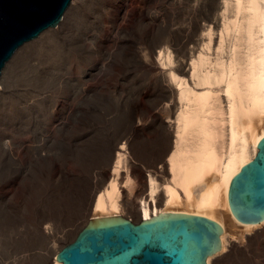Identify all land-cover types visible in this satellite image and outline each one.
Listing matches in <instances>:
<instances>
[{
    "label": "bare ground",
    "instance_id": "obj_1",
    "mask_svg": "<svg viewBox=\"0 0 264 264\" xmlns=\"http://www.w3.org/2000/svg\"><path fill=\"white\" fill-rule=\"evenodd\" d=\"M82 1L72 0L57 27L47 29L37 41L19 48L3 70L0 105L7 109L5 100L11 93L22 100L14 104V124L20 132H30L34 141V128L43 114L39 104H48L64 90L68 96L84 92L86 99L83 111L68 112V106L66 112L67 121L80 117L75 124L77 130L71 133L72 128L68 129L66 155L76 168V178L66 188L68 196H62L56 188L58 196L54 191L49 193L48 162L39 161L43 155L37 145L29 142L20 156L4 142L6 163L0 168V176L27 178L21 182V197L12 202V207L25 221L38 226L39 235L45 239L44 252L39 254L50 259L49 264H58L55 256L59 249L73 242L89 222L127 219L137 223L173 215H199L219 225L222 238L218 252L207 258V264H217L227 252L240 248L252 235L259 237L264 230V219L243 224L233 214L228 198L232 179L254 159L264 137V0H217L216 20L209 15L205 17L207 21L200 15L194 19L191 16L190 28L168 25L154 13L151 17L157 22L159 35L133 41H122L126 38L122 36L116 42L122 84L111 82L97 95L92 94L91 84L86 82L93 76L92 69L83 73L94 47L82 43L86 37L79 30ZM192 1L187 0L188 4ZM208 4L205 1V6ZM109 24L113 26L112 21ZM89 39L93 43L97 40L95 36ZM154 55L161 66L168 68L156 80L148 79L145 71ZM110 56L104 57V62ZM11 61L14 65L9 78L3 81ZM104 67L109 68L108 64ZM150 87L155 89L156 96L146 99L153 118L148 124L147 115L138 107L141 95ZM11 112L6 114L10 116ZM140 125L157 132L158 150L134 152L139 162L155 166L147 171L145 180L142 178L143 186L136 193L138 184L135 186L129 176L132 163L123 151L130 141L139 149L148 143V137L139 138L143 129L137 128ZM156 165H160V171ZM5 190L0 187L2 194L7 193ZM81 191L84 196L91 194L88 204L87 196H79ZM71 217L75 218L72 226H84L79 232L67 227L54 231L50 227L64 226ZM11 235L7 251L0 248V264H25L29 255L38 254L18 251L17 235ZM65 238H70L69 243Z\"/></svg>",
    "mask_w": 264,
    "mask_h": 264
},
{
    "label": "rangeland",
    "instance_id": "obj_2",
    "mask_svg": "<svg viewBox=\"0 0 264 264\" xmlns=\"http://www.w3.org/2000/svg\"><path fill=\"white\" fill-rule=\"evenodd\" d=\"M141 1L142 0L140 1L139 0H83L82 1L83 3L81 5L82 8H81V19L79 20L80 21L79 30L83 31L86 35V37L83 39L84 41L82 40V43H84L86 46L89 45L90 47H94L93 51L95 53V54L93 53L92 55L88 56V59L86 61L87 64L83 66V73L90 72V70L92 69L93 76L87 78L86 82L88 85L91 84L90 86L92 87L94 91V92L92 91L93 95H97L99 92L101 93L102 90H104V88L107 87L108 84L110 85L111 82L122 84V82H120L121 74L119 73V67H120L119 59L117 58V50L119 49V44L117 43H119V40H121L120 38H122V36H126L125 39L122 38V41L123 40L133 41L138 38L139 39L149 38V37L152 38L153 34H154V37L155 36L157 37V35H159V32L157 30L158 29L157 22L154 20V18L151 17V15L154 16V13L156 14L155 16H159L161 18L159 19L163 22H166V24L168 25H175V26L182 25V26H187L189 28H190L189 19L191 18V16L194 19L196 16L200 15L202 19H205V21H207V18L205 17L209 15L211 18L216 20V16H217L216 13L218 12L216 10L217 3L218 1L221 2V0H218V1L217 0H208V1L204 0V2L203 0H194L195 2L192 1L190 4H188L189 2H187V0L185 1L184 0H149V2L148 0H145L142 2ZM200 1H202L203 3V4H200L201 6L199 5ZM205 1H206V4L209 3L206 6H205ZM141 3H143L144 5H142ZM149 4L151 7L148 6ZM141 5L142 7H140ZM189 5H191V8ZM135 7H137L138 9L137 8L135 9ZM199 9L201 10L199 11ZM137 12L138 14H136ZM173 16H177V18ZM136 17L140 19H137ZM176 20L178 22H176ZM110 21H112L113 26L109 24ZM202 24H205V22H202ZM91 36H95V38L97 39L94 41L95 43H93V41L89 39ZM106 56H110V57L107 60V62H104L103 59ZM157 57L158 56L154 55L152 57L151 62H149V65L145 69L146 73L148 72L149 74L147 75L148 79L152 78L153 80H156L157 76L166 74L168 72V68L161 66ZM105 64H108V67H109L107 68L108 71L104 67ZM13 65L14 63L11 61V63L8 65V67L6 68L3 74V78H2L3 81L9 78L10 69L13 67ZM189 68L190 67L187 66L186 70L189 71ZM148 89H146L144 91L145 93L141 95L142 99H144L145 97L144 99L145 102L142 99H140L138 110L143 111V113L147 115V118L145 116V119H146L145 121L149 124L152 122L153 118H152V113H151L152 111L148 106L149 101H146V99L150 100L151 98H154L156 96V93L153 87H150ZM63 92L57 93L59 97H57L51 102H48V104L45 103L44 106L43 104H39L40 106L39 108L40 110L42 109L43 114H42V117L39 118L40 120H38L40 122H37L38 123L37 127L34 128L36 130L35 139H37V141H34V136L30 132H20L19 129L17 128V125L14 124V121H16V115L13 112L14 111L13 107L16 102L20 103L22 102V100L18 99V97L14 93H11L10 95L8 94L7 99L5 100V102L8 104L7 109L5 108V105L4 107L3 105H0V168H2L6 163L5 161L6 157L4 153L5 150L2 147L4 142H7L8 145L12 148V150L17 152L20 156H22V154L24 153V150H26L25 147L27 146V144L31 142L40 148L39 152L43 155L42 158H39V161L40 162L42 161L41 163H45V164L48 162L46 165V168L49 167L47 168V174H48L47 180L49 179L50 184L48 185L50 186H47V187H48L49 193L50 192L52 193L54 191L53 193H55L56 196L59 195L60 190H61L62 196L64 195L63 193H66V192L68 193V190L66 188L72 185L73 183L72 178H76V177H73V171L74 169L76 170L75 163L74 161L67 158L66 144H67L68 137H69L68 135L70 134V132L73 133L75 130H77L78 126L77 127L75 126L78 125L80 117H75L67 121L66 112L69 109L68 106H70V110L68 112H70L71 110L72 112L75 110L83 111L86 108V103H85L86 99H85L84 92H76V93H73L71 96L70 95L68 96L67 94H65L66 93L65 90ZM146 105L148 107H146ZM7 110L8 112L12 111L11 112L12 114L10 116L7 115L8 114ZM4 121L6 123H4ZM66 122H67V125L69 124L68 126L65 124ZM63 123L65 127L62 126ZM3 124H5L6 126ZM63 127L65 129L67 128L66 129L67 132L65 131ZM69 127L72 129L70 130ZM137 128H139V130L143 128L141 130L142 132L140 131L139 133L140 135L139 134L138 135L140 136L139 137L140 139L144 136V139L146 140L148 137V139L146 140L148 141V143L144 144L143 146L142 144H138L140 145V147L142 146L143 148V149L141 148L139 149V146H135L136 148L132 146L133 145L132 141H130V143L127 142L126 148L123 151V153L128 157V159L131 160L129 161L132 163V164L130 163L131 165L129 167L130 168L129 176L132 179L133 183H135V186H137L138 184L137 189L138 188L139 189L136 190V193L143 186L142 185L143 181L147 178V177L145 178L144 176L148 175L147 171L154 170L152 168H154L155 166L153 167L148 162H143V163L139 162L135 153H137V151H141V150L144 151L147 149L149 151L151 149L152 151L158 150L157 148L158 146L156 145V142H157L156 140L158 138L157 132H155V130L153 129L150 130V128L145 129L146 127L144 128L141 125L137 126ZM68 129L70 130V132H68L69 131ZM152 131L153 133H155L154 135L153 133L151 134ZM65 133H67L66 136H65ZM145 135H146V138H145ZM150 138H153V139H150ZM85 146L86 145H84L83 147ZM118 147L121 148L122 143L119 144ZM117 151H120V150L117 149ZM134 166H136V168H134ZM35 168L37 169L38 167H35ZM133 168L135 171L136 170L138 171L135 172L134 170H132ZM157 169H158L157 171H160L159 167ZM142 173L144 175L140 176V174ZM23 178L20 179L19 177L16 180H14V178L8 179V178H4L3 176L2 177L0 176V180H1L0 187L1 188L4 187L6 189L5 192L7 191V193L5 194H2V192L0 191L1 192L0 198L2 195H5V197L2 196L3 199L2 198L0 199V248L2 251H7L6 250L7 240L10 239V237L12 236L11 233L13 232L17 235L15 246L18 251L30 250V251H33V253L34 252L38 253V254L29 255L27 262H24L25 264H49L51 260L43 259L42 256L39 254V252H44L43 250L45 249V239L44 237H41L39 235L38 233L39 230L37 229L38 226H33V223H28L27 222L28 220L26 218H25L26 219L25 221L21 217L20 212L17 209L12 207L13 205L12 202L18 201L19 198L21 197V193H22L21 192L22 191L21 182L27 179L26 176H24ZM142 178L144 179L143 181H142ZM51 181L53 182L54 185L52 184ZM55 188L57 190L59 189L58 190L59 192ZM67 193L65 195H67ZM80 195L82 196V198L84 197L86 198L87 196V198L85 199L87 200V204L90 202V199L92 198V196H90L91 194L89 196L88 195L84 196L82 194V191L80 192L79 196ZM72 200L76 201V199H72ZM72 204H75V202L71 203L69 206H73ZM76 216H77V213H76ZM129 216H133V215L129 214ZM132 218L133 217H131V219ZM74 219H72L71 217V220L68 223L65 222L66 224H64V226H50V227L53 228L54 231H58L56 229H59V228L62 229V228L67 227V228H70L74 232L75 231L79 232L84 226L82 227L72 226L74 225ZM251 237H254V239H252ZM255 237L256 235L250 236V239L247 240L244 244H242L240 248L235 247L231 251L227 252L224 255V257H222L218 261L217 264H264V230H262L259 237H256V239ZM251 239H252V242L250 241ZM69 241H70V238L69 239L65 238L66 244L69 243ZM56 244H58L57 245L58 247L60 246L58 242H56ZM62 247L64 248V246ZM61 249H59V251Z\"/></svg>",
    "mask_w": 264,
    "mask_h": 264
},
{
    "label": "water",
    "instance_id": "obj_3",
    "mask_svg": "<svg viewBox=\"0 0 264 264\" xmlns=\"http://www.w3.org/2000/svg\"><path fill=\"white\" fill-rule=\"evenodd\" d=\"M71 2L0 0V79L17 50L57 27ZM228 198L243 224L264 219V137L254 159L232 179ZM219 238V225L199 215L89 222L55 258L58 264H207Z\"/></svg>",
    "mask_w": 264,
    "mask_h": 264
}]
</instances>
